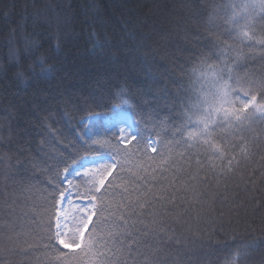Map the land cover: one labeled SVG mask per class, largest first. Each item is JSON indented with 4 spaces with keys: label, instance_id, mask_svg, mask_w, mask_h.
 I'll use <instances>...</instances> for the list:
<instances>
[{
    "label": "trees",
    "instance_id": "16d2710c",
    "mask_svg": "<svg viewBox=\"0 0 264 264\" xmlns=\"http://www.w3.org/2000/svg\"><path fill=\"white\" fill-rule=\"evenodd\" d=\"M227 2L0 0V264H56V254L39 238L46 230L36 226L40 215L34 219L28 214L48 210L55 183L42 162L40 133L50 128L60 144L75 142L73 130L86 125L85 119L92 114L110 116L115 104L132 117L135 134L139 128L143 136L155 139L153 124L146 123L149 109L144 100L155 99L153 106L161 108L155 117L159 120L166 115L165 96L171 99L177 84L190 92L201 86L197 80L203 70L201 59L219 64L218 53L203 39L209 32L218 34L208 26L207 15L216 3ZM194 4H207L203 17L195 14ZM219 23L223 30V21ZM245 52L247 59L241 60L239 73L264 72L259 52ZM42 57L43 67L51 72L41 71L37 61ZM193 68L197 69L194 74ZM18 72L24 73L23 79L16 78ZM122 87L127 88L126 102L115 96ZM255 127H264V122L257 121ZM106 128L99 121L93 132L106 139ZM101 151L111 154L108 148ZM139 154L117 159L131 163ZM261 155L264 137L247 171L259 167ZM9 157L14 158L9 162ZM18 161H24L25 168L11 167ZM36 161L41 162L34 167ZM261 172L264 168L253 177L255 184L243 182L238 173L206 197L212 216L201 222L199 230L195 226L183 229L179 247L173 241L172 247L165 248L171 254L169 264L177 255L182 264H224L237 246L264 241ZM66 187L61 185L59 190ZM83 191V187L75 190V197L81 199ZM249 251L246 264H260L264 248Z\"/></svg>",
    "mask_w": 264,
    "mask_h": 264
},
{
    "label": "snow or ice",
    "instance_id": "6c2138e0",
    "mask_svg": "<svg viewBox=\"0 0 264 264\" xmlns=\"http://www.w3.org/2000/svg\"><path fill=\"white\" fill-rule=\"evenodd\" d=\"M193 7L203 17L207 4ZM207 24L218 34L209 32L203 39L218 53L219 64L209 65L203 57L197 77L201 86L190 92L177 84L171 99L165 96L166 115L159 120L155 117L161 108L153 106L155 99L144 100L149 109L146 123L153 124L155 139L143 136L139 128L133 134L121 126L126 117L115 104L103 133L106 139L92 132L93 116L98 114L90 115V125L73 130L75 142L60 144L50 128L40 133L42 162L55 183L48 210L28 214L34 219L40 215L36 226L46 230L39 238L56 254V264H169L171 254L165 248L172 247L173 241L179 247L183 229L199 230L201 222L212 216L214 210L206 207L205 198L218 192L223 181L239 173L240 180L255 184L253 177L264 168V155L259 167L247 170L264 137V127H255L257 121L264 122V72L241 75L238 69L247 59L245 49L253 55L258 51L264 59V0L216 3L208 12ZM44 59L37 61L41 71L51 72L43 67ZM15 75L24 78L23 72ZM126 93L122 87L115 96L126 102ZM104 148L111 151L107 157ZM137 152V160L131 163L117 159ZM11 167L23 169L25 162ZM65 183L68 187L59 190ZM81 187L80 198L87 201L83 205L73 203L68 195L69 189L79 192ZM256 248H264V241L237 246L224 264H246L249 250ZM171 264L182 261L177 255Z\"/></svg>",
    "mask_w": 264,
    "mask_h": 264
},
{
    "label": "rangeland",
    "instance_id": "374dc122",
    "mask_svg": "<svg viewBox=\"0 0 264 264\" xmlns=\"http://www.w3.org/2000/svg\"><path fill=\"white\" fill-rule=\"evenodd\" d=\"M121 113H123L126 117V119L123 121V124L121 126L125 127L128 131L135 134V122L133 121L132 117L126 112H121ZM109 117L110 116H101V115L93 116V119L96 120V126L92 128V132L97 127L99 121H101L104 125L108 126ZM85 123H86V125H90L91 122L89 120V117L85 119ZM105 157H107V155H105ZM88 159L92 160L94 158L88 157ZM71 179H72V177L70 176L69 180H71ZM65 184L68 187L67 183H65ZM68 195L73 200V203H75V204L83 205V204L87 203V201L75 197V189H69Z\"/></svg>",
    "mask_w": 264,
    "mask_h": 264
}]
</instances>
